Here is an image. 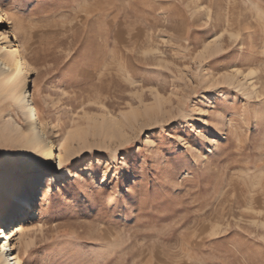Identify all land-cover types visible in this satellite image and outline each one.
<instances>
[{
	"label": "rangeland",
	"instance_id": "obj_1",
	"mask_svg": "<svg viewBox=\"0 0 264 264\" xmlns=\"http://www.w3.org/2000/svg\"><path fill=\"white\" fill-rule=\"evenodd\" d=\"M0 8L31 65L0 82V175L35 160L24 264H264V0ZM24 83L67 159L42 202L50 168L5 128Z\"/></svg>",
	"mask_w": 264,
	"mask_h": 264
},
{
	"label": "bare ground",
	"instance_id": "obj_2",
	"mask_svg": "<svg viewBox=\"0 0 264 264\" xmlns=\"http://www.w3.org/2000/svg\"><path fill=\"white\" fill-rule=\"evenodd\" d=\"M6 20L5 13L0 8V22H6ZM4 39L6 38L3 37V43H0V82H9L13 76L12 72L8 73L11 67H15L23 73L25 71L29 72L31 65L24 54H19L15 43L8 42ZM253 73L254 71L250 70L245 74V77ZM22 77L23 81L26 80L27 74H24ZM13 98L19 106L24 121L26 122V127L22 129L12 118H9L5 128H8L12 133H16V136L20 140L22 151L35 155L36 160H38V165L45 164L50 168L46 171V179L44 177L41 179L43 183L41 182V186L37 192V198H40L42 202L46 198L50 190V185L53 182V174L50 172L51 168H56L58 165L61 167L66 163L67 159L60 153L57 156L59 164L56 162L55 137L47 136L44 124L38 118L37 109L34 106L36 91L31 89L30 85L24 83ZM33 162H35L34 159L24 162L21 173L10 169L8 172L0 175V213L3 209H7L13 205L12 210L17 213V216L10 223L0 218V264H10L8 262L10 260L6 258L8 255L7 250H17L15 242L22 237L28 229L29 221L35 218L37 214L35 209H31L28 216L22 215L28 205L30 197L34 194V189L32 190L30 188L31 191H28V184L31 185L30 182L34 180L33 176L35 175L34 171H32L34 170L32 166ZM13 254H17L14 257L17 258L16 264H24L18 250L14 251Z\"/></svg>",
	"mask_w": 264,
	"mask_h": 264
},
{
	"label": "built area",
	"instance_id": "obj_3",
	"mask_svg": "<svg viewBox=\"0 0 264 264\" xmlns=\"http://www.w3.org/2000/svg\"><path fill=\"white\" fill-rule=\"evenodd\" d=\"M35 102V101H34ZM35 106V105H34ZM8 249H9V247H8ZM7 253H8V255L7 256H9V258H7V259H10V264H16L17 263V258H14L17 254H13V250H8L7 251Z\"/></svg>",
	"mask_w": 264,
	"mask_h": 264
}]
</instances>
